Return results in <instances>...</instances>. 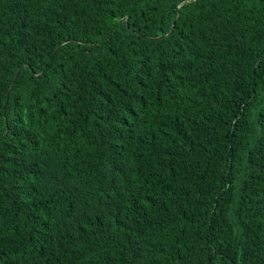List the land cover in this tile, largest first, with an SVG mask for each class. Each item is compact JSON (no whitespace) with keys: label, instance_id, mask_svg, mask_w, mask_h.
<instances>
[{"label":"trees","instance_id":"obj_1","mask_svg":"<svg viewBox=\"0 0 264 264\" xmlns=\"http://www.w3.org/2000/svg\"><path fill=\"white\" fill-rule=\"evenodd\" d=\"M0 264H264V0H0Z\"/></svg>","mask_w":264,"mask_h":264}]
</instances>
